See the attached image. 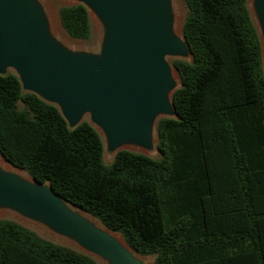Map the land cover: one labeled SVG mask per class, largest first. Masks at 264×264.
I'll return each mask as SVG.
<instances>
[{"label": "trees", "instance_id": "16d2710c", "mask_svg": "<svg viewBox=\"0 0 264 264\" xmlns=\"http://www.w3.org/2000/svg\"><path fill=\"white\" fill-rule=\"evenodd\" d=\"M249 0H184L192 59L175 60L176 118L159 121L152 158L104 161L98 131L70 129L60 110L0 75V156L119 234L153 264H264V68ZM62 28L89 40L83 5ZM0 264H97L0 220Z\"/></svg>", "mask_w": 264, "mask_h": 264}, {"label": "water", "instance_id": "95a60500", "mask_svg": "<svg viewBox=\"0 0 264 264\" xmlns=\"http://www.w3.org/2000/svg\"><path fill=\"white\" fill-rule=\"evenodd\" d=\"M74 1L101 21L100 52L64 47L38 0H0V75L15 73L23 90L56 106L72 130L89 116L116 155L152 152L159 121L176 118L180 84L167 58L192 59L174 31L171 0ZM253 1L264 37V0ZM28 177L0 167V210L47 226L105 264H148L119 234Z\"/></svg>", "mask_w": 264, "mask_h": 264}, {"label": "rangeland", "instance_id": "374dc122", "mask_svg": "<svg viewBox=\"0 0 264 264\" xmlns=\"http://www.w3.org/2000/svg\"><path fill=\"white\" fill-rule=\"evenodd\" d=\"M39 3L42 5L43 9L45 10V13L47 14V17L50 22V28H51V34L54 38H56L64 47H66L69 50L72 51H78V52H87L91 54H98L101 50L103 39H104V27L101 23V21L97 18L95 14H93L91 11H89L90 20L92 24V34L89 40L81 41V40H75L72 39L66 31L62 28L61 21H60V11L63 7L67 6H73L77 5V2L74 0H38ZM172 4V10H173V18H174V31L181 39H183V25L187 16V7L185 5L184 0H171ZM249 10L252 16V20L254 23V26L257 29V32L260 37L261 46H262V59H263V68H264V37L262 34V29L260 26V23L258 21V18L255 13L254 9V1L249 0L248 1ZM175 60H178V58L175 57H168L167 61L168 63L173 67L175 79L178 84H180L179 75L174 69L173 63ZM84 122H90V117L86 116L84 118ZM95 129L100 134L103 143H104V161L106 164H111L114 161V158L116 156V152H112L108 149L106 144L105 136L102 132V130L94 126ZM155 143L158 142L157 140V128L155 133ZM134 153L138 154H145L152 158H159V153L156 149L149 152L146 150H129ZM0 162L3 163L4 167L9 168L10 170L20 173L21 175L25 176L26 178H29L28 175L25 172H22L18 169L13 168L11 165L7 164L4 159L0 156ZM0 220H11L14 221L31 231L35 232L38 236L41 238L51 241L57 245L65 246L68 248H71L77 252L84 253L83 249L76 244L74 241L65 238L63 236H60L53 232L51 229H49L47 226L28 220L26 218H23L22 216L18 215L15 212H12L10 210H0ZM97 264H105L103 261L93 258ZM148 264H153L154 257H148L145 258Z\"/></svg>", "mask_w": 264, "mask_h": 264}, {"label": "bare ground", "instance_id": "6f19581e", "mask_svg": "<svg viewBox=\"0 0 264 264\" xmlns=\"http://www.w3.org/2000/svg\"><path fill=\"white\" fill-rule=\"evenodd\" d=\"M0 167H1V168H4L6 171H10L9 168L3 166V163H2V162H0Z\"/></svg>", "mask_w": 264, "mask_h": 264}]
</instances>
